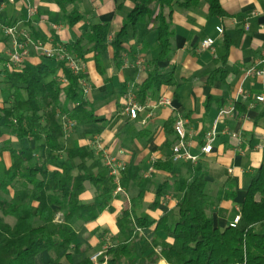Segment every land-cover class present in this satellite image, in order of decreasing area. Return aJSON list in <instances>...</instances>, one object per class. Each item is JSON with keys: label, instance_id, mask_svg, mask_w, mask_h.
<instances>
[{"label": "crops", "instance_id": "0c3cea01", "mask_svg": "<svg viewBox=\"0 0 264 264\" xmlns=\"http://www.w3.org/2000/svg\"><path fill=\"white\" fill-rule=\"evenodd\" d=\"M220 4L225 17L213 16L204 0L192 9H174L171 54L156 65L162 74H171L173 82L145 103L138 100L137 93L154 70L160 51L157 25L151 17L136 28L128 26L119 60L114 59L115 51L110 45L100 66L93 54L86 56L85 74L90 86L87 97L97 122L75 126L65 144L68 148L88 146L103 160L114 158L124 166L126 179L124 185L121 183L124 192H114L112 210H105L91 223L73 222L78 233L74 264L85 258L91 260L115 245H104L111 238L120 243L117 220L143 190L139 214L145 212L155 219L165 214L175 218L181 194L174 190L167 192L156 211L149 210L156 191L167 180L173 184L179 177L195 179L205 175L208 214L221 229L231 226L241 215L246 190L264 164V107L255 101L264 93V82L244 78L245 70L260 59L264 48V0H220ZM134 7L135 0H78L63 9L55 0H0V55L10 68L8 58L14 45L4 31L11 26L17 27L19 42L25 44L24 36L28 35L34 44L26 46L24 66L48 61L46 52L62 45L73 46L95 24L110 26V43ZM152 11L153 17L157 8L152 7ZM73 12L83 19L71 24L69 15ZM247 25L249 30L245 29ZM219 27L222 34L217 31ZM208 38L215 40L213 51H202V42ZM162 97L170 101L169 105L159 104ZM132 102L144 107L136 119L128 111ZM10 104L0 84V160L4 167L11 163L10 148L39 146L33 139L19 141L4 126L1 110ZM230 105H235V114L217 122L219 111ZM178 118L186 121L188 151L197 159L172 161V173L157 171V162L164 164L172 157L177 136L167 125ZM213 131L212 151L205 154L202 148ZM95 200V190L87 186L82 201ZM141 233L147 239L154 235L153 230Z\"/></svg>", "mask_w": 264, "mask_h": 264}, {"label": "trees", "instance_id": "16d2710c", "mask_svg": "<svg viewBox=\"0 0 264 264\" xmlns=\"http://www.w3.org/2000/svg\"><path fill=\"white\" fill-rule=\"evenodd\" d=\"M203 0H135L127 23L108 43L110 26L95 24L73 46L62 45L82 61L93 54L100 66L103 53L112 46L119 60L127 28L151 17L157 25L159 56L148 74L137 98L145 103L163 86L172 84L171 74H162L157 63L169 59L174 31L171 18L175 8L192 9ZM216 17H225L220 0H204ZM62 9L78 0H55ZM152 7L157 11L153 15ZM71 24L83 18L77 12L69 15ZM48 61L19 68L5 65L0 55V84L11 100L1 110L4 126L21 141L33 139L37 149L9 150L11 163L0 168V264H36L43 253L50 254L46 264H74L78 252V233L74 221L83 224L96 221L105 210H112L114 177L102 157L88 146L68 148L62 118L75 126L97 122L94 109L84 93L80 80L86 74H74L65 61L47 56ZM88 83V82H87ZM174 122H169L175 133ZM175 124V123H174ZM176 135V133H175ZM172 157L157 171L172 173ZM125 173H121L124 185ZM146 183V182H145ZM87 186L95 190L96 200L82 201ZM207 181L201 174L195 179L179 177L173 184L165 181L156 191L150 211H156L169 190L181 194L178 213L155 219L138 213L144 190L125 207L117 226L118 244L109 246L98 258L103 264H264V164L253 175L237 224L218 227L208 214ZM12 219L13 222L8 220ZM153 230L147 239L142 231ZM77 249V250H76ZM67 263H64L63 261ZM77 264H94L85 258Z\"/></svg>", "mask_w": 264, "mask_h": 264}, {"label": "built area", "instance_id": "2783aa9c", "mask_svg": "<svg viewBox=\"0 0 264 264\" xmlns=\"http://www.w3.org/2000/svg\"><path fill=\"white\" fill-rule=\"evenodd\" d=\"M245 29L249 30V26L247 25ZM263 29H264V25H263ZM217 31L219 34L223 33V29L220 27L217 29ZM4 33L12 40V43L14 45L13 49L9 53V59H10L9 64L13 67L19 68L24 65V58L28 55L27 51L24 50L23 48L24 43H21L17 40V36L19 32L16 26L5 28ZM24 40L25 42H31V38L28 35L24 36ZM214 44H215V40L208 38L202 42L201 50L202 51H205V50L213 51ZM39 47L40 46H36L38 50H42ZM46 56H55L59 60L65 61L68 68L74 74H85L86 64L81 59H78L76 56L67 52V50L63 48L62 46H58L54 50L46 52ZM244 78L246 79L257 78V79H261L264 82V48H263L260 59L256 63H254L251 67L245 70ZM80 84L83 88L84 93L88 95L90 92L89 84L85 80H80ZM129 96L131 97L130 94ZM255 101L264 107V93L257 96L255 98ZM169 103L170 101L165 97H162L159 101L160 105H169ZM143 109H144L143 106L132 102V105L129 106L128 111L131 115V118L136 119L139 112H141ZM235 112H236L235 105H230L227 108L221 109L218 114L217 122L222 118L230 117L234 115ZM63 120H64V131H66L67 127H68V130H71L75 127V124L72 121L66 119L65 117H63ZM185 125H186V121L183 118H178L174 124V130L177 136V143L174 145L172 149V161L173 162H177L178 160H181V159L194 162L197 159L196 157L192 156L188 151L186 135H185ZM214 139H215V132L213 131L207 136L206 144L202 148L203 153L207 154L212 151V148H213L212 143ZM104 163L109 168L110 175L114 177L115 184L117 186L115 190V195L124 192L121 186V173L125 171L124 166L119 164L117 160H115L114 158H109V157H107L104 160ZM239 219H240V216H237L232 226L237 224ZM102 253L103 251L93 256L91 258V261L94 264H99L98 258L99 256H101ZM103 264H107V263L105 262Z\"/></svg>", "mask_w": 264, "mask_h": 264}, {"label": "rangeland", "instance_id": "374dc122", "mask_svg": "<svg viewBox=\"0 0 264 264\" xmlns=\"http://www.w3.org/2000/svg\"><path fill=\"white\" fill-rule=\"evenodd\" d=\"M28 44H31V45H34L33 44V42H26L25 44H24V50H26L27 51V53H28V50H27V45ZM40 49H42V47H39ZM41 51V50H40ZM10 59L8 58V62H10L9 61ZM84 62V61H83ZM85 63V62H84ZM86 64V63H85ZM16 68V67H15ZM62 123H63V126H64V120H63V118H62ZM67 127V126H66ZM75 128V127H74ZM73 128V129H74ZM73 129H71V130H73ZM71 130H68V127L66 128V131H65V133H66V135L68 136V134L71 132ZM5 165L4 164H2V160H0V168L2 169L3 167H4ZM9 222H13V220L12 219H9L8 220ZM119 241L117 240V239H113V238H111L109 241H106L105 242V244L104 245H111V244H117ZM96 255V254H95ZM94 255V256H95ZM50 254L49 253H43V254H41V255H39L38 257H37V259H36V264H44L46 261H48L49 259H50Z\"/></svg>", "mask_w": 264, "mask_h": 264}]
</instances>
